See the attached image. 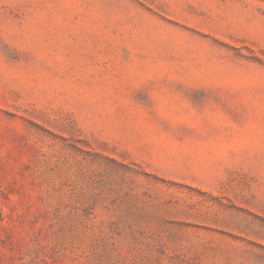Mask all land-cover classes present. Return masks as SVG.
I'll return each mask as SVG.
<instances>
[{"label": "rangeland", "instance_id": "obj_1", "mask_svg": "<svg viewBox=\"0 0 264 264\" xmlns=\"http://www.w3.org/2000/svg\"><path fill=\"white\" fill-rule=\"evenodd\" d=\"M0 264H264V0H0Z\"/></svg>", "mask_w": 264, "mask_h": 264}]
</instances>
